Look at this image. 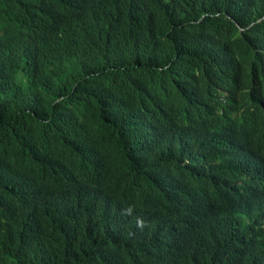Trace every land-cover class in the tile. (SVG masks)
I'll list each match as a JSON object with an SVG mask.
<instances>
[{"label":"trees","instance_id":"trees-1","mask_svg":"<svg viewBox=\"0 0 264 264\" xmlns=\"http://www.w3.org/2000/svg\"><path fill=\"white\" fill-rule=\"evenodd\" d=\"M261 149L264 0H0V264H264Z\"/></svg>","mask_w":264,"mask_h":264},{"label":"clouds","instance_id":"clouds-1","mask_svg":"<svg viewBox=\"0 0 264 264\" xmlns=\"http://www.w3.org/2000/svg\"><path fill=\"white\" fill-rule=\"evenodd\" d=\"M258 161L260 167L252 169L249 173L247 192L249 193L250 205L254 212L251 217L254 219L257 216L258 225L264 230V151L262 149ZM204 164V173H206L204 180L209 181L212 169L206 166V162ZM237 182L241 183L242 178L238 179ZM234 219L238 224H248L250 220L243 212L239 213ZM260 242L262 250H264V233L260 237Z\"/></svg>","mask_w":264,"mask_h":264}]
</instances>
